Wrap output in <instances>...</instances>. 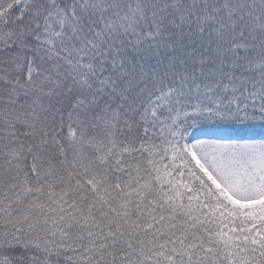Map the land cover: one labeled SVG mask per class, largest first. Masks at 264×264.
I'll return each mask as SVG.
<instances>
[{"label":"snow or ice","instance_id":"1","mask_svg":"<svg viewBox=\"0 0 264 264\" xmlns=\"http://www.w3.org/2000/svg\"><path fill=\"white\" fill-rule=\"evenodd\" d=\"M0 264H264V0H0Z\"/></svg>","mask_w":264,"mask_h":264}]
</instances>
